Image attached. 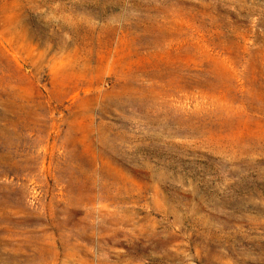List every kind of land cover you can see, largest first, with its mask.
<instances>
[{
    "label": "rangeland",
    "instance_id": "1",
    "mask_svg": "<svg viewBox=\"0 0 264 264\" xmlns=\"http://www.w3.org/2000/svg\"><path fill=\"white\" fill-rule=\"evenodd\" d=\"M0 264H264V0H0Z\"/></svg>",
    "mask_w": 264,
    "mask_h": 264
},
{
    "label": "bare ground",
    "instance_id": "2",
    "mask_svg": "<svg viewBox=\"0 0 264 264\" xmlns=\"http://www.w3.org/2000/svg\"><path fill=\"white\" fill-rule=\"evenodd\" d=\"M69 73V72H68ZM261 87V86H260ZM104 100V99H103ZM11 103H13V101L11 102ZM159 132V131H158ZM99 145V144H98Z\"/></svg>",
    "mask_w": 264,
    "mask_h": 264
}]
</instances>
